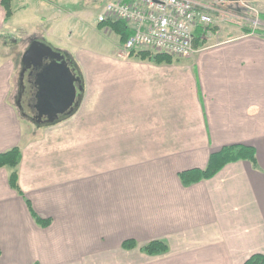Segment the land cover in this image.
<instances>
[{"label": "crops", "instance_id": "0c3cea01", "mask_svg": "<svg viewBox=\"0 0 264 264\" xmlns=\"http://www.w3.org/2000/svg\"><path fill=\"white\" fill-rule=\"evenodd\" d=\"M243 1L196 0L215 20L196 25L203 46L157 62L125 53L129 29L97 23L76 0H30V39L73 58L82 91L65 118L30 123L14 104L12 46L0 44V153H21V193L0 168V264H243L264 254V34L242 31ZM3 18L0 6V35ZM236 144L253 148L255 164L181 183L178 173ZM153 241L166 252H144Z\"/></svg>", "mask_w": 264, "mask_h": 264}, {"label": "built area", "instance_id": "2783aa9c", "mask_svg": "<svg viewBox=\"0 0 264 264\" xmlns=\"http://www.w3.org/2000/svg\"><path fill=\"white\" fill-rule=\"evenodd\" d=\"M195 1L107 0L97 21L125 23L129 28V36L123 44L125 53L148 50L186 58L195 52L193 32L196 25L214 22L211 16L197 9Z\"/></svg>", "mask_w": 264, "mask_h": 264}, {"label": "trees", "instance_id": "16d2710c", "mask_svg": "<svg viewBox=\"0 0 264 264\" xmlns=\"http://www.w3.org/2000/svg\"><path fill=\"white\" fill-rule=\"evenodd\" d=\"M12 0H0V6L2 7L4 11V23L8 22L10 18L12 17ZM122 23V22H121ZM119 21L115 23H106L103 22L101 24H109L112 25H120ZM127 29H129L125 23H123ZM123 29H125L123 27ZM206 27L205 26H198L196 29H194L193 32V46L194 48H200L203 46L204 41L202 39L203 35L205 34ZM258 34H264L260 30H256ZM129 36V31L121 36V41H124ZM142 51V52H141ZM137 52H140L138 55L140 58L145 59L148 56H150L147 52H144V50H137ZM171 55L168 54H156L152 56L154 60L157 62L162 61H170L169 57ZM151 57V58H152ZM65 118V117H63ZM21 159V153L19 148L13 147L10 148L2 153H0V168L1 167H8L11 169L8 182L11 188L16 190L18 193H21V191L18 188V175L16 168L20 162ZM239 160H246L249 161L252 164H255V152L252 147L236 144V145H229L222 147L220 150L212 153L209 157L208 163L204 169H189L182 171L178 173L179 179L183 185H189L194 182L208 179L215 175L224 165L235 162ZM37 220L41 221L40 219L36 218ZM47 222V221H42ZM122 246L124 248H132L134 247V244L132 241H125ZM143 251L147 254L153 255V254H161L166 252L167 246L160 241H153L151 243H148L143 248ZM243 264H264V254H253L243 263Z\"/></svg>", "mask_w": 264, "mask_h": 264}, {"label": "flooded vegetation", "instance_id": "af4514ba", "mask_svg": "<svg viewBox=\"0 0 264 264\" xmlns=\"http://www.w3.org/2000/svg\"><path fill=\"white\" fill-rule=\"evenodd\" d=\"M54 61H60L65 64L69 68L70 73L77 78L69 55L58 49H49L46 45H43V42L29 39L19 56L16 77L18 99L16 103L21 115L26 117L28 121H30V117L32 120H40L41 122L47 119H57L55 114L63 109L61 103H57L54 106L48 104L50 95L45 90V86L40 83L43 79L41 73ZM56 66L58 68L61 67L60 65ZM46 103L48 104L47 107H43Z\"/></svg>", "mask_w": 264, "mask_h": 264}, {"label": "rangeland", "instance_id": "374dc122", "mask_svg": "<svg viewBox=\"0 0 264 264\" xmlns=\"http://www.w3.org/2000/svg\"><path fill=\"white\" fill-rule=\"evenodd\" d=\"M107 0H76L77 5L75 7H84L89 9L92 14V20L96 19L97 21V13L102 9L103 4L106 3ZM249 0H244L243 5L244 9L242 12L244 13V19L247 20L242 24L243 30H260L264 32V0L254 1V4L246 3ZM256 2V3H255ZM12 15L14 14V18H10V23H5L1 25V27H5L0 35V44H5L8 46H12L11 50L13 52H9V55L15 56L16 66L18 65L17 61L21 52L24 50L27 41L30 39V0H12ZM73 7V6H72ZM242 17V16H241ZM23 18V19H21ZM19 20V21H18ZM18 21V22H17ZM14 24V25H12ZM99 36V35H98ZM105 37L99 36V39H104ZM72 67L74 74L79 79V82L82 81V73L81 69L76 63V61L71 59ZM18 67V66H17ZM16 67V69H17ZM16 77V74H15ZM17 93L14 100V104L17 106ZM18 107V106H17ZM19 108V107H18ZM28 114V113H27ZM60 115L59 117H61ZM59 121V119L57 120ZM43 124L51 123L49 119L43 120ZM30 123L34 125H38L35 120H32L30 117Z\"/></svg>", "mask_w": 264, "mask_h": 264}, {"label": "water", "instance_id": "95a60500", "mask_svg": "<svg viewBox=\"0 0 264 264\" xmlns=\"http://www.w3.org/2000/svg\"><path fill=\"white\" fill-rule=\"evenodd\" d=\"M47 47L51 49L49 46ZM37 57L39 56L37 55ZM56 65L61 67L58 68ZM41 77L43 79L40 83L45 86V90L50 95L48 104L54 106L57 103H61V106L63 105V109L58 111L55 117L58 118L59 114L66 115L74 111V107L81 98L82 86L79 79L70 73L69 68L60 61H54L41 73ZM48 104H44L43 107H47ZM54 120L56 119H49L51 122ZM36 122L41 123L40 120H36Z\"/></svg>", "mask_w": 264, "mask_h": 264}]
</instances>
